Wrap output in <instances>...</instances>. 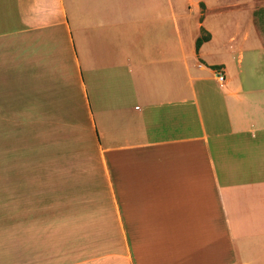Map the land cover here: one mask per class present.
Listing matches in <instances>:
<instances>
[{"label":"crops","instance_id":"crops-1","mask_svg":"<svg viewBox=\"0 0 264 264\" xmlns=\"http://www.w3.org/2000/svg\"><path fill=\"white\" fill-rule=\"evenodd\" d=\"M260 1L0 0V264H264Z\"/></svg>","mask_w":264,"mask_h":264},{"label":"trees","instance_id":"trees-1","mask_svg":"<svg viewBox=\"0 0 264 264\" xmlns=\"http://www.w3.org/2000/svg\"><path fill=\"white\" fill-rule=\"evenodd\" d=\"M209 36L207 33L202 34L200 37H198L197 41H196V45H197V50L199 49L200 45L202 44L203 41L208 40ZM213 68H218L216 65L212 66Z\"/></svg>","mask_w":264,"mask_h":264},{"label":"built area","instance_id":"built-area-1","mask_svg":"<svg viewBox=\"0 0 264 264\" xmlns=\"http://www.w3.org/2000/svg\"><path fill=\"white\" fill-rule=\"evenodd\" d=\"M216 74H217V78H218V80H219V81H223V79H224L223 74H222L220 71L217 72Z\"/></svg>","mask_w":264,"mask_h":264},{"label":"rangeland","instance_id":"rangeland-1","mask_svg":"<svg viewBox=\"0 0 264 264\" xmlns=\"http://www.w3.org/2000/svg\"><path fill=\"white\" fill-rule=\"evenodd\" d=\"M262 4L260 5V7H262L263 5H264V0H261L260 1ZM258 16H259V13H258ZM46 143H47V141H46ZM49 144H51V143H49ZM47 145V144H46ZM47 159H51V156H46V160Z\"/></svg>","mask_w":264,"mask_h":264}]
</instances>
